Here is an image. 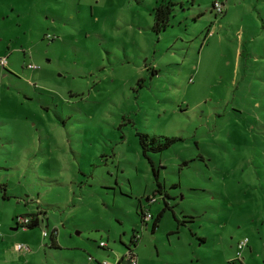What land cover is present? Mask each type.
I'll return each instance as SVG.
<instances>
[{
	"label": "rangeland",
	"instance_id": "1",
	"mask_svg": "<svg viewBox=\"0 0 264 264\" xmlns=\"http://www.w3.org/2000/svg\"><path fill=\"white\" fill-rule=\"evenodd\" d=\"M158 1L0 0V264H264V0Z\"/></svg>",
	"mask_w": 264,
	"mask_h": 264
},
{
	"label": "trees",
	"instance_id": "2",
	"mask_svg": "<svg viewBox=\"0 0 264 264\" xmlns=\"http://www.w3.org/2000/svg\"><path fill=\"white\" fill-rule=\"evenodd\" d=\"M171 3H172L171 0H159L156 4H154L152 6V20H153L152 21V28L156 32L160 31L161 29H163L167 25L168 18H169V15L171 13V6H172ZM212 3H213V0H212ZM211 8H212V6H211ZM222 10H224V6L218 12H221ZM214 12H217V11H214ZM135 133L137 134V139H138V142H139L140 147H141V152L145 155H147L148 149L160 150L163 147L170 144L174 139L177 138V136H175V135H164V136H162L161 139L156 140L155 136H153V135H151L145 131L136 130ZM153 141H155V142H153ZM151 171H152V175H153V180L155 182L154 190L155 191H161V182L158 179V171H157V168L155 166H153L152 164H151ZM164 206L161 207V209L153 216L152 221H151V229H153L154 226L157 224L158 219H159L160 214H161V211L164 209ZM147 213H149V212L144 208H141L139 210L140 219L142 222H145L151 216V213H149V215L146 216ZM25 216H28V220L26 222L17 221L15 216H14L15 223H17V225L32 226L33 224H35L37 222V215L35 212H30V215H25ZM135 231L136 230L134 228L132 233H131V237H130V241H132L133 243L137 239V234L135 233ZM127 248L131 250L129 253L133 252L129 245ZM123 259H125L127 261V264H131L129 259H128V256H126L125 253L117 257L116 263L124 264L122 262ZM230 261L233 262L234 259H232ZM100 263L106 264V262L103 263L101 261H100Z\"/></svg>",
	"mask_w": 264,
	"mask_h": 264
},
{
	"label": "built area",
	"instance_id": "3",
	"mask_svg": "<svg viewBox=\"0 0 264 264\" xmlns=\"http://www.w3.org/2000/svg\"><path fill=\"white\" fill-rule=\"evenodd\" d=\"M218 2H222L223 3L222 0H213V3H212V9L214 11H217V12L220 11L223 8V6H224V5H222L220 7ZM5 62H6V57L4 55H1L0 56V63L4 65ZM28 65L29 66H33V64H31V63H28ZM148 215H149V213L146 214V216H148ZM15 218H16L17 221H22V222H26L28 220V216L21 215V214H17L15 216ZM42 233L45 234L46 230L43 229ZM246 240H247L246 236H243V237L237 239L236 244H235V252L237 253V256H238V254L240 252L239 249L245 244ZM99 243L102 244V245L104 244L103 241H99ZM26 246H27V244H25L23 242L17 241V242L14 243V247L15 248H25ZM130 251H131L130 249H127L125 254H126V256H128V259H129L131 264H136L135 254L133 252L129 253ZM101 262L105 263L106 261L105 260H101Z\"/></svg>",
	"mask_w": 264,
	"mask_h": 264
},
{
	"label": "crops",
	"instance_id": "4",
	"mask_svg": "<svg viewBox=\"0 0 264 264\" xmlns=\"http://www.w3.org/2000/svg\"><path fill=\"white\" fill-rule=\"evenodd\" d=\"M230 259H231V258H230ZM122 262H123L124 264H127V261H126L125 259H123Z\"/></svg>",
	"mask_w": 264,
	"mask_h": 264
},
{
	"label": "water",
	"instance_id": "5",
	"mask_svg": "<svg viewBox=\"0 0 264 264\" xmlns=\"http://www.w3.org/2000/svg\"><path fill=\"white\" fill-rule=\"evenodd\" d=\"M15 226H17V224H16V223L14 224V227H15Z\"/></svg>",
	"mask_w": 264,
	"mask_h": 264
}]
</instances>
